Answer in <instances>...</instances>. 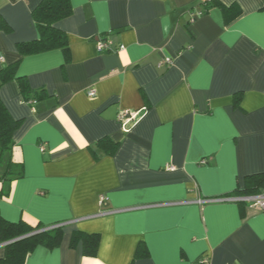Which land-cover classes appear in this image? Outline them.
I'll return each mask as SVG.
<instances>
[{
  "label": "crops",
  "instance_id": "obj_1",
  "mask_svg": "<svg viewBox=\"0 0 264 264\" xmlns=\"http://www.w3.org/2000/svg\"><path fill=\"white\" fill-rule=\"evenodd\" d=\"M41 1L0 0V70L21 60L18 75L47 93L30 104L16 80L0 90L22 120L24 168L0 180V213L63 225L60 245L26 264H264V212L226 197L264 173V0H216L239 6L230 22L219 5L200 14L203 0H71L56 24L68 60L59 48L22 57L18 44L40 38ZM128 110L139 115L123 126ZM76 232L99 234L95 256Z\"/></svg>",
  "mask_w": 264,
  "mask_h": 264
},
{
  "label": "trees",
  "instance_id": "obj_2",
  "mask_svg": "<svg viewBox=\"0 0 264 264\" xmlns=\"http://www.w3.org/2000/svg\"><path fill=\"white\" fill-rule=\"evenodd\" d=\"M219 5L224 13L226 22H230L241 14V10L237 4L225 6L216 0H203L200 3L204 9L201 14L208 12L214 6ZM73 12L71 0H42L34 9L33 18L40 32L38 40L23 42L18 44V51L25 57L27 55L38 54L52 49H62L66 60L70 55V47L67 35L64 31L58 29L56 24L69 17ZM1 26L5 30H9L7 24L1 20ZM20 61L11 65H5L0 70V90L3 85L16 80L20 86L23 98L26 102L33 104L47 97L44 88L40 90H32L25 76L18 75V67ZM22 125V120L12 117L2 98L0 97V180L12 182L24 175L23 165L13 161L14 133ZM105 150L109 154H113L118 144L108 138L100 141ZM6 167L2 170L3 163ZM264 188V173L254 174L246 177L245 187L237 190L235 193L228 194L226 197L242 198L259 194ZM8 195L0 192V198ZM241 204H247L239 200ZM39 232V233H36ZM36 233V234H35ZM34 234V235H31ZM31 235L25 239L12 243L17 238ZM63 237V225L54 224L51 226H30L24 221L18 223L10 222L4 219L0 213V245L5 246V255L0 259V264H26V257L37 246L44 245L48 248H55L60 245ZM100 236L98 233L88 234L84 232H76L72 239V244L77 245L80 241L83 245L84 254L95 256ZM8 243V244H7ZM147 253L143 251L142 246L136 251L135 257H141ZM201 264V263H199Z\"/></svg>",
  "mask_w": 264,
  "mask_h": 264
},
{
  "label": "built area",
  "instance_id": "obj_3",
  "mask_svg": "<svg viewBox=\"0 0 264 264\" xmlns=\"http://www.w3.org/2000/svg\"><path fill=\"white\" fill-rule=\"evenodd\" d=\"M97 47H98L99 52L111 50V42L99 41ZM165 61L168 64L172 63L170 58H166ZM95 94H96V92L94 90H90L88 93V96L93 97V96H95ZM138 115H139V112H133V111L128 110V111L121 112L119 114L118 119L122 123L123 126H127L128 124L134 122L138 118ZM107 200H108V198L105 196L100 197V203L102 205L105 204ZM235 200L244 201L247 204H249L253 207H256V208L260 209L262 212H264V188L259 194L252 195V196H246V197H242V198H236ZM200 263L201 264H209V260L205 257V258H202Z\"/></svg>",
  "mask_w": 264,
  "mask_h": 264
},
{
  "label": "water",
  "instance_id": "obj_4",
  "mask_svg": "<svg viewBox=\"0 0 264 264\" xmlns=\"http://www.w3.org/2000/svg\"><path fill=\"white\" fill-rule=\"evenodd\" d=\"M36 233H39V232H36ZM36 233H35V234H36ZM31 235H34V234H31ZM31 235H27V236H23V237L17 238L16 240H13V241L8 242V243H12V242H15V241H18V240L25 239V238H27V237H29V236H31ZM8 243H7V244H8Z\"/></svg>",
  "mask_w": 264,
  "mask_h": 264
}]
</instances>
